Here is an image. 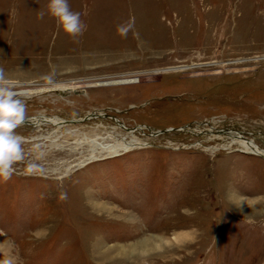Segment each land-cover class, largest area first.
Segmentation results:
<instances>
[{"label":"rangeland","instance_id":"rangeland-1","mask_svg":"<svg viewBox=\"0 0 264 264\" xmlns=\"http://www.w3.org/2000/svg\"><path fill=\"white\" fill-rule=\"evenodd\" d=\"M48 3L0 0L29 122L0 264H264V156L232 144L264 152V0H69L77 43ZM94 140L143 146L95 160ZM144 239L164 245L122 256Z\"/></svg>","mask_w":264,"mask_h":264},{"label":"clouds","instance_id":"clouds-1","mask_svg":"<svg viewBox=\"0 0 264 264\" xmlns=\"http://www.w3.org/2000/svg\"><path fill=\"white\" fill-rule=\"evenodd\" d=\"M47 12L62 28L64 33L74 42L87 31V24L81 13L73 11L69 0H49ZM44 11L38 12L43 19ZM15 85L0 68V181L7 182L16 172L15 165L25 160V137L17 134V129L26 122V100L19 98L22 94L15 91ZM38 165L28 163L26 172L35 173Z\"/></svg>","mask_w":264,"mask_h":264},{"label":"bare ground","instance_id":"bare-ground-1","mask_svg":"<svg viewBox=\"0 0 264 264\" xmlns=\"http://www.w3.org/2000/svg\"><path fill=\"white\" fill-rule=\"evenodd\" d=\"M41 120H43V119H41ZM39 121L40 120H38L36 123H33V124L36 125ZM58 122H59V123H57L58 127H61L64 125L61 121H58ZM105 139L107 140L108 138H104L102 140H105ZM84 142L85 141H82L81 144H79L77 147L80 148V147L84 146ZM94 142H95L94 150H93L90 157H94L93 159H95V160H96V158H98L96 155H102V154L107 153L108 155L114 156V155H118L120 153V151H127L130 149H133V147H136V146L137 147L143 146V144L141 142H137L135 144H129V143H125V142L124 143L111 144V143H107V142H105V143L104 142H97L95 140H94ZM232 144L242 145L244 150H246L249 154L264 156V152L262 150H260L259 148L255 147V145H254L255 143L253 144L252 142H248L245 139H243L241 136L240 137H234ZM62 149H63V147H62ZM86 161H89V160H86ZM185 236L187 237L188 235H185ZM163 242H164V240H160V239H154V240H152V239L151 240H145L144 239V240L140 241L138 244L131 246V248H129V249L119 248V250L122 252V256H127L128 254H130V256L137 258L138 257L137 254L140 255L141 253H144V252L150 253V252H153V251H156V250L162 248ZM163 245H164V243H163Z\"/></svg>","mask_w":264,"mask_h":264},{"label":"water","instance_id":"water-1","mask_svg":"<svg viewBox=\"0 0 264 264\" xmlns=\"http://www.w3.org/2000/svg\"><path fill=\"white\" fill-rule=\"evenodd\" d=\"M75 121H70V122H68V123H74ZM25 123H29L28 121H26ZM35 125V124H34Z\"/></svg>","mask_w":264,"mask_h":264}]
</instances>
